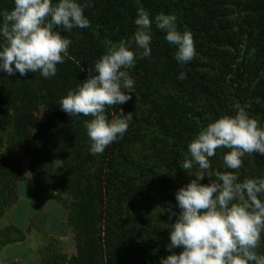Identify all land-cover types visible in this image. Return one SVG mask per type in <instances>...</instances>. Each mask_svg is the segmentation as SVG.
Segmentation results:
<instances>
[{
    "label": "trees",
    "instance_id": "trees-1",
    "mask_svg": "<svg viewBox=\"0 0 264 264\" xmlns=\"http://www.w3.org/2000/svg\"><path fill=\"white\" fill-rule=\"evenodd\" d=\"M87 2L91 7L85 8L84 15L90 27L57 29L71 41V59L66 57L57 65L55 76L46 79L39 72L9 76L0 70V212L15 204L17 182L30 181L59 204L57 218L66 216L76 242L73 256L57 255L38 264H158L154 251L170 241L169 231L160 225L161 217H146V206L156 203L158 186H167L175 196L195 179L189 174L197 166L189 173L180 168L190 141L210 122L235 115L237 104L248 105L246 111L264 127V0ZM13 5L14 0H0V11ZM141 7L153 21L151 55L140 59L142 49L133 45L137 60L129 70L135 81L132 99L106 112L111 119L122 108L133 117L122 137L102 154L93 155L84 127L91 117H70L59 102L88 78L87 69L94 68L106 52V41L119 45L132 38ZM161 13L175 15L177 30L192 33L196 56L191 62L176 61V46L155 24ZM181 72L185 79H178ZM37 109L43 118L38 130L34 127ZM12 124L15 131L8 143L4 136ZM28 127L32 130L29 144L25 143ZM139 147L144 157L138 158ZM20 150L27 155L26 163L16 158ZM50 151L62 159L58 170H53ZM227 151L218 149L210 158L211 172L232 171L223 161ZM242 159V167L236 170L241 182L264 178V155L253 153ZM215 178L205 177L200 183L207 185ZM173 203L179 214L175 199ZM14 231L20 234L14 243L27 236L18 228ZM173 251L178 254L181 249ZM256 251L264 255V234Z\"/></svg>",
    "mask_w": 264,
    "mask_h": 264
},
{
    "label": "clouds",
    "instance_id": "clouds-1",
    "mask_svg": "<svg viewBox=\"0 0 264 264\" xmlns=\"http://www.w3.org/2000/svg\"><path fill=\"white\" fill-rule=\"evenodd\" d=\"M87 2L78 0H14L10 10L0 11V70L9 76L39 72L43 78L56 75L57 65L68 57L71 41L57 29L90 27L85 17ZM153 21L143 8L137 10L136 31L132 38L119 45L106 41V52L88 68V78L69 90L60 99L62 111L70 117H91L84 121L90 140V153L102 154L106 147L127 131L133 113L122 108L109 119L108 108L132 99L135 81L129 70L139 58L151 55V27ZM158 29L166 33L168 43L175 45V59L180 64L191 62L195 56L192 33L177 30L175 15L158 14ZM71 59V57H68ZM83 71V69H82ZM181 72L178 79H185ZM248 105L235 106V115H223L201 128L187 146V154L180 168L189 173L194 166L195 179L175 193L179 214L166 209L176 222L166 225L172 253L160 264H264V255L258 254L264 234V178H246L242 182L236 170L243 157L258 153L264 155V127L251 117ZM218 149H228L223 156L226 168L232 171L211 172L210 158ZM215 176L207 185L200 181ZM173 249H181L177 254Z\"/></svg>",
    "mask_w": 264,
    "mask_h": 264
},
{
    "label": "rangeland",
    "instance_id": "rangeland-1",
    "mask_svg": "<svg viewBox=\"0 0 264 264\" xmlns=\"http://www.w3.org/2000/svg\"><path fill=\"white\" fill-rule=\"evenodd\" d=\"M80 31V30H79ZM83 32V31H82ZM79 33V32H78ZM35 122L34 127L38 130L42 126L43 118L42 112L39 109L35 111ZM25 137L27 140L25 143H30L32 137L31 128H27ZM15 126L12 124L9 128V134H6L4 137L8 143L14 133ZM6 148L3 149L5 151ZM3 151H1L3 153ZM138 158L144 157L146 155L144 149L139 147L138 149ZM19 159L26 163L27 155L24 151L20 150L16 155ZM50 159L52 161L53 170L60 169L62 165V159L58 152L50 151ZM240 177V176H239ZM216 179V178H215ZM214 179V180H215ZM26 180V179H25ZM210 182H208L209 184ZM16 202L10 208H5L0 212V244L5 242H13V239L20 238V234L14 231V227L20 229L24 235L27 236L22 240L16 243H9L0 248L6 249L9 246L23 245L24 248H30L34 251L33 264H38L40 261H50V259H55L57 255H66L71 257L76 253V242L73 240L71 231L68 229L66 224V216L64 214L60 215V218H57L58 210L60 209L59 204L51 202L48 192L41 190H36L34 183L30 181H19L16 184ZM155 193L156 203H152L151 208L146 206V214L148 216L161 217L162 221L160 225L166 227L165 224L171 225L176 219H171L166 214V211L159 206V203L167 206L166 208H171L172 211H178L174 205L175 196L173 191L167 186H158L157 192ZM166 217V218H165ZM54 239L58 243H53ZM53 241V242H52ZM170 243L168 241L165 243L164 247L161 249H155V262L160 259L170 255L166 252L167 245Z\"/></svg>",
    "mask_w": 264,
    "mask_h": 264
},
{
    "label": "crops",
    "instance_id": "crops-1",
    "mask_svg": "<svg viewBox=\"0 0 264 264\" xmlns=\"http://www.w3.org/2000/svg\"><path fill=\"white\" fill-rule=\"evenodd\" d=\"M34 251L24 248L23 245L9 246L0 251V264H33Z\"/></svg>",
    "mask_w": 264,
    "mask_h": 264
}]
</instances>
